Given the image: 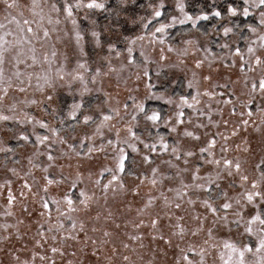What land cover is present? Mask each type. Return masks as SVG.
Returning <instances> with one entry per match:
<instances>
[{
	"label": "rangeland",
	"instance_id": "1",
	"mask_svg": "<svg viewBox=\"0 0 264 264\" xmlns=\"http://www.w3.org/2000/svg\"><path fill=\"white\" fill-rule=\"evenodd\" d=\"M141 1L144 5L138 4ZM233 1L238 4L234 7L242 12L243 0ZM32 2L16 0L17 7L8 9L0 0V24L4 25L0 35L11 32L5 39L15 43L21 36V28L25 29V36L28 27L37 33V38L23 45L20 57L23 64L18 68L15 65L13 57L21 51L15 47L6 53L3 66L4 84L0 88H7L8 95L0 91V116L9 119L0 120V149H3L0 151V264H187L184 256L193 264H200L201 256L196 253L201 252L203 264H225L230 255L233 262L238 259L224 247L225 241L254 247L255 236L248 237L243 227L235 223L224 226L223 221H216L200 201L210 198L219 206L223 202L219 194L226 192L235 209L239 207L236 199L246 204L245 197L252 191V182H260L256 166L264 164V94L258 88L253 92L252 85L264 77V64L255 65L256 56L264 59V50L257 42L251 45L256 49L255 54L247 52L256 36L248 32L240 48L233 31L227 37L223 34L224 28L219 33L211 31L203 36L188 22L186 24L192 27L189 33L178 36L175 41L168 40V32L181 26L177 23L163 35L157 34L153 42L156 27L170 23L173 18H182L176 8L178 0L96 1L105 4L103 10L74 7L91 0H36L39 5L36 8L32 7ZM161 2L165 4L164 9L169 8L167 19L154 22L151 29L145 31L143 24L153 18V9ZM179 2L185 5V0ZM52 3L60 9L66 3L72 5L73 16L66 18L63 11H52ZM250 16L258 24L259 11L253 9ZM25 19L29 21L27 25ZM44 31L49 33L47 38L43 36ZM93 31L99 37V45L92 36ZM258 31L264 34V29ZM77 33L83 37L79 42ZM139 35L145 39L136 40L129 57L128 42ZM215 37H220V42L212 51L210 38ZM161 39L164 43L159 42ZM189 40L193 43H186ZM110 46L116 49L115 53L109 52ZM169 48L173 51L169 52ZM184 49L187 52L181 54ZM236 49L241 55H236ZM32 56L36 57L34 66ZM81 64L83 68L79 67ZM17 70L21 73L19 79L13 74ZM20 87L25 91H19ZM205 92L208 95H204ZM182 99L194 106L181 108ZM75 104L81 105L78 120L70 117ZM137 104L144 105L147 115L155 112L161 116L156 126L146 120L144 114L136 121L131 120V116L137 114ZM109 110H113V115L118 112L119 116L107 122L97 135L102 114ZM181 110L182 118L178 117ZM249 111L251 117L246 114ZM84 115L93 117V122L84 125ZM177 119H182L183 123L177 124ZM243 120L248 124H243ZM37 122L46 123L48 128H41ZM129 126L140 141L154 144L156 152L150 153L143 143L132 141L137 146V152L133 153L124 143ZM171 127L177 130L172 132ZM53 129L58 136L51 135ZM117 129L120 131L118 146ZM185 131H192L200 139L185 137ZM21 135L28 139L20 140ZM37 135H48L54 142L37 145ZM160 137L169 145L167 152L159 147ZM60 139L65 142L60 143ZM213 139L215 147L210 151L214 158L226 156L239 161L240 174L246 175L248 182H242L240 174L223 175L220 188L212 185L208 193L184 188L181 180L191 183L195 168H200L201 176L216 175V166L204 162L207 153H200V147H207ZM90 147L92 152H89ZM119 147L125 149L128 169L123 174L118 173L117 181L105 192L103 185L111 179L108 169L116 167ZM172 147L178 148V154L193 150L195 155L187 158V164L183 156L176 161ZM223 147L228 151L222 152ZM49 154L55 159L49 161ZM145 154L152 163L143 161ZM153 169L157 170L155 184L152 183ZM165 175L171 179H164ZM46 176L53 183L48 184ZM74 181L77 183L72 186ZM25 183L28 188L24 187ZM259 190L264 191V182ZM81 191L90 198L87 207L80 203ZM9 192L14 197L12 204L8 203ZM65 193L74 201V211L69 210ZM189 200L194 203L190 204ZM42 202L49 207L44 209ZM256 205L264 211L259 199ZM255 210L247 205L245 217ZM228 217L229 221L236 219L231 212ZM154 219L158 221L155 228L152 227ZM104 232L109 235L105 236ZM53 248L57 250L55 253ZM124 256L129 259L125 261ZM254 259L246 254L249 264Z\"/></svg>",
	"mask_w": 264,
	"mask_h": 264
},
{
	"label": "snow or ice",
	"instance_id": "2",
	"mask_svg": "<svg viewBox=\"0 0 264 264\" xmlns=\"http://www.w3.org/2000/svg\"><path fill=\"white\" fill-rule=\"evenodd\" d=\"M5 7L8 9L17 7L16 4V0H3ZM39 5L36 3V0H33L32 2V7L36 8ZM87 7L88 9H99V10H103L105 8V4L104 3H98L96 2V0H91V2L87 3L86 5H81L80 3H77L74 5L75 8L79 9L80 7ZM242 12L240 11L239 8L237 7H233L231 5L228 6L227 8V13L229 17H236L238 15H243L245 18L249 17L252 13V10H258L259 11V19H258V24L257 26H251L249 25L247 30L248 32L252 33L253 36H256L255 40L251 41V44L248 46L247 48V52L250 55H254L256 52V49L253 48L251 45L252 44H259V48L261 50H264V34H260L258 29H264V0H243L242 2ZM50 8L52 11L55 12H60L63 11L66 14V18H71L73 16V6L69 5V4H65L63 6L62 9L57 7V4L52 3L50 5ZM165 8V4L163 2H161L158 7L153 9V13L152 16L153 18L151 20H148L146 23L143 24V28L146 31L154 22H158L160 20V18L163 15V9ZM176 8L177 10L181 13L182 18H179L177 20V18H173L171 20L170 23H162L160 24L158 27L155 28V32L152 34V41L154 42L157 39V34L163 35L166 30L169 27H173L175 26L177 23H179L180 25L186 24L188 22H191L192 27L195 28L197 26V22L200 20H207L209 19V16L204 14V15H199L197 16L195 19H193L192 16H189L185 13L184 9H185V5L183 3H180L179 0L176 4ZM211 15L217 19H221L222 18V13L219 10H213L211 12ZM14 22V21H13ZM59 21H57L58 23ZM29 23V21L27 19L24 20V24L27 25ZM49 23H51V20L49 19ZM73 25H75V20H72ZM4 25L0 24V28H3ZM17 27L19 28V25H17ZM21 32V36L19 37V39H17L15 41V43H11L9 42L7 39H5V36L8 35H12L11 32L5 33L4 35H0V85L4 84V64H5V57H6V53L10 52L13 48L15 47H19L21 48V51L17 52L16 56L13 57L14 61H15V65L18 68V66L20 64L24 63V60H22L20 57L23 55V45H27L30 44L31 39L33 38H37V33L33 31V29L31 27H28L26 29L27 32V36L23 35V33L25 32V29H20ZM232 32V28L231 27H224L223 29V34L227 37L230 33ZM49 35L48 31H44L43 32V36L45 38H47ZM92 36L95 38L97 45H99L100 41H99V37L97 35V33L95 31L92 32ZM81 39H83V37H81V35L79 33H77L76 35V40L79 42ZM145 37L143 35H139L136 37L135 40H130L128 42V46H127V51L129 53V57H131V54L133 52L134 46L136 44V40H144ZM160 43H164V41L161 39L159 41ZM186 43L188 44H192L193 42L191 40L186 41ZM225 47H227V45H225ZM169 52L173 51L172 48L168 49ZM109 52L110 53H115L116 49L114 47H109ZM187 52V49L182 50L181 54H184ZM141 55H143V53H141ZM236 55H241L240 50L236 49ZM165 57L162 55L161 59H164ZM32 65L34 66L36 64V57L32 56ZM243 62V59H242ZM128 63L131 64L132 60L129 58ZM264 64V59H261L259 56L255 57V65L256 66H260ZM200 64L199 62L197 63V67H199ZM79 67L83 68L84 65L81 64L79 65ZM253 70V69H250ZM15 75V77L17 79H19V77L21 76V73L17 70L13 73ZM99 74V73H97ZM144 75L147 76L148 72L147 69H145L144 71ZM61 79H63V77H60ZM78 79H81V81L83 80L82 77H77ZM30 79V77H29ZM39 79V77H38ZM8 87H11V81L9 80L8 82ZM21 85L23 84V81L20 82ZM191 87V84L189 85ZM257 88L259 89V91L264 94V77H262L258 83H253L252 85V91L255 92L257 90ZM85 90L86 87H85ZM0 91L4 92V95L7 96L8 95V90L7 88H0ZM19 91L23 92L25 91V89L23 87L19 88ZM204 95H208L207 92L204 93ZM49 99H51V97H49ZM193 101H196V97L193 96L192 97ZM166 103H170V101H165ZM198 102V101H197ZM183 106H187L189 108H192L194 105L190 104L186 99H182L181 100V108ZM245 107H247V104L245 105ZM81 108L80 104H75L73 106V110L70 113V117L74 120H78L79 116L77 115V111ZM136 115H132L131 116V120L132 121H136L139 119V115L140 114H144L145 115V119L148 121H151L152 124L154 126H156L158 124V122L161 119V116L155 112H153L151 115H147L145 112V108L143 104H137L135 106ZM125 112H127V107L125 106ZM233 115L235 114L234 112L232 113ZM249 117L252 116V112H247L246 113ZM184 115L183 111L181 110L178 113V117L182 118ZM119 116V113L116 112L115 115H113V110H109L108 113L106 114H102V117L100 119V122L96 128V134L99 135L102 131V129L106 126L107 122L116 119ZM9 119V117L7 116H0V120H4L7 121ZM29 123H31L32 121L29 120ZM91 122H93V117L89 116V115H84L83 116V123L84 125H88ZM39 123V126L41 128L47 129L48 125L46 123H42V122H37ZM167 123V122H166ZM183 123L182 119H177V124ZM243 124L247 125L248 121L247 120H243L242 121ZM111 127H116V125H111ZM177 129L176 127H171L170 131L175 132ZM127 133H128V139L124 141V143H127L129 145V147L131 148V151L133 153L137 152V146L136 144L132 143V141H139L140 143H143V146L145 149L148 150V152L150 153H155L156 152V147L154 144H148V143H144L143 141H140L139 137H137L133 131V128L131 126L127 127L126 129ZM236 132L233 131V135H235ZM51 135L52 136H58L57 132L53 129L51 130ZM85 135H87L85 133ZM115 136H116V143L117 146L120 143V131L119 129H117V131L115 132ZM184 136L185 137H189L192 138L194 140H199L200 137L196 136L192 131H185L184 132ZM20 140H27L28 137L21 135L19 136ZM89 139H91V137H89ZM225 139H228V137H225ZM46 142H54V141H50V137L48 135H37L36 136V143L37 145H44ZM60 143H64L65 141L63 139L59 140ZM112 141L111 139L109 140V144H111ZM160 149H162L163 151L167 152L169 145L167 143L164 142V138L160 137V145H159ZM215 147V140L213 139L212 141H209L207 143V147H200V153L203 155L205 153H207V156L204 157V162L210 165H215L216 168L218 169L217 173L215 176L212 175H207V176H201L198 173L200 172V168H195L193 171V174L191 175V183H184L183 180H181V183L183 184L184 188H196L198 190H202L205 193H208L210 191V187L212 185H215L216 188H220V179L222 178L223 175H226L227 177H233L235 174H240L241 173V164L239 161H233V160H229L226 156H222L220 159H215L213 156V153L210 151L211 149H213ZM3 149H0V151H2ZM10 151V149H8ZM93 149L90 147L89 148V152H92ZM172 154L175 158L176 161H180L182 159V156L185 157L184 159V163L187 164L188 163V159L192 156L195 155L193 150H186L185 152H183L182 154H178V148L177 147H172L171 149ZM228 149L227 147H223L222 148V152H227ZM47 159L49 161H52L55 159V157L51 154H49L47 156ZM127 155L125 154V149L122 147L118 148V155L115 157L116 160V167L114 169H108V171L111 173V179L109 180V183L106 185H103V189L105 192L108 191L109 187L111 185L114 184V182L117 181L118 179V173L119 174H123L127 171L128 166H127ZM143 161L145 163H152L149 155L145 154L143 156ZM31 163V161H30ZM257 169L260 172V182L257 181H253L251 184V189L252 191H248L247 195L245 197L246 200V204H242L241 200L236 199L235 203L237 206V208H233V204L231 203V199L228 194L226 192H222L220 193V197L222 198L223 202L217 206L215 200H212L210 198H204L201 199L200 203L201 205L206 209L207 213L210 214L211 216L216 218V221H223L224 226H227L229 223H235L236 225L243 227L244 229V234H246L248 237H256V244L255 246H249L247 243H242L239 246L236 243L233 242H228L225 241L224 243V247L226 249H229L231 251V253L235 254L236 256H238V259L235 260L233 262V257L230 255L229 256V260L225 261V264H249L248 261H246V254H251L252 256L255 257V259L253 261H251V264H264V211L259 210V208L256 205V201L257 199H259V205L260 206H264V191H260V184L262 182H264V164H258ZM45 172H47V169H44ZM153 172V180L152 183L155 184L157 181L155 179L156 176V169L152 170ZM44 179L47 181L48 184L53 183L52 180L48 179V177H44ZM164 179H171V177L165 175ZM206 181V183H197V181ZM240 180L244 183L248 182V177L246 175H242L240 174ZM76 181L73 182L72 186L76 185ZM97 184H99V181H96ZM25 188H28L29 185L27 183H25L24 185ZM122 187V185H121ZM115 190V189H113ZM171 190V189H170ZM179 191V190H177ZM187 194V193H185ZM80 197L82 198L80 200V203L82 205H85V207H87V200L90 199L89 197L86 196V193L84 191L80 192ZM14 197L12 196V193L9 192L8 195V203L12 204ZM64 199L67 203V205L69 206V210L70 211H74L75 208L73 207L74 205V201L68 196L67 193H65ZM56 203H58V201H56ZM151 200H149L148 204L151 205ZM189 203L192 204L194 203L193 200H189ZM247 205H252L254 209H256L254 212L249 211L247 213V218L245 217V212L244 209L246 208ZM42 207L44 209H47L49 207V205L47 203H43L42 202ZM177 208H180V205L177 204L176 205ZM26 210V209H25ZM59 211V209H57ZM231 212V214L236 217V219L229 221V217L228 214ZM223 213V214H221ZM196 219H199V217H196ZM204 219H207V216L204 217ZM214 221V222H216ZM243 221V223H241ZM158 221L157 220H153L152 221V227L155 228L157 226ZM254 225H258V227L254 228ZM61 228H63V225H60ZM81 230H83L84 225L81 224ZM117 227H119V225H117ZM73 230H75L76 225L75 223H73L72 225ZM200 230H203V221L200 222ZM183 232V229H181V233ZM41 236H43V232L39 233ZM193 235H196V232L192 233ZM105 236H108L109 233L108 232H104ZM155 239V237H153ZM208 238L211 239L212 238V230L209 229L208 230ZM161 239H163V236H161ZM168 243H170V241H166ZM125 247H127V245H125ZM53 253H55L57 250L55 248L52 249ZM197 255L201 256V261L200 264H203V254L201 253H196ZM41 260L44 259V257H40ZM129 258L128 256H124V260L127 261ZM183 259L185 261H187V264H193V262L191 260H189V258L187 256H184ZM17 260L19 261V258L17 257ZM25 264H27V262H25Z\"/></svg>",
	"mask_w": 264,
	"mask_h": 264
},
{
	"label": "trees",
	"instance_id": "3",
	"mask_svg": "<svg viewBox=\"0 0 264 264\" xmlns=\"http://www.w3.org/2000/svg\"><path fill=\"white\" fill-rule=\"evenodd\" d=\"M100 1V0H96ZM138 4L144 5V2H139ZM137 4V5H138ZM236 6L238 5L233 0H185V10L186 13L190 16H198V15H208L209 19L197 22V26L195 30L203 35L207 36L211 31L219 33L224 27L229 26L232 28L233 34H235L238 38V46L241 48L243 45V41L247 37L248 26H256L257 22L253 16H249L247 18L242 17H229L227 13L228 6ZM110 8V5H108ZM213 10H219L222 13V18L217 19L211 15ZM169 8L163 10V15L160 20L165 21L168 17ZM151 27L147 29L149 31ZM192 30L190 25H181L176 27L175 29L168 32V40L175 41L178 36L185 35ZM212 51L216 50L217 44L220 42V37L210 38Z\"/></svg>",
	"mask_w": 264,
	"mask_h": 264
}]
</instances>
